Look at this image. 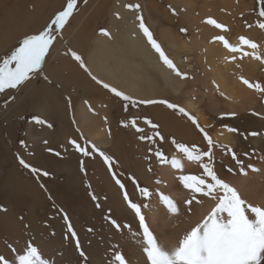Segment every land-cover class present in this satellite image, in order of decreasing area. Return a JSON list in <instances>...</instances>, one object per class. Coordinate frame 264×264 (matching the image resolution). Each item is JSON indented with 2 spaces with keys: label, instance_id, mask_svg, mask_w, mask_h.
Wrapping results in <instances>:
<instances>
[{
  "label": "bare ground",
  "instance_id": "obj_1",
  "mask_svg": "<svg viewBox=\"0 0 264 264\" xmlns=\"http://www.w3.org/2000/svg\"><path fill=\"white\" fill-rule=\"evenodd\" d=\"M129 4L140 5L139 11L127 8L126 5ZM223 6L230 10L235 9L232 0H219L215 3L210 0H152L151 2L150 0H89L80 7V12L72 17L64 29L65 38L56 42L49 60L44 64V70L49 78L61 84L60 92H67L69 86L77 89V92L71 95L72 108L75 111L71 126L68 124L67 100L62 98L60 92H54L39 75L17 90L16 103L8 107L7 112L2 115L4 120L0 122L9 124L11 118H16L22 123L27 116L44 113L56 121L58 128L65 126L68 129L55 135L47 126L48 122L40 126L32 121L31 125L39 131L42 132L41 127H46L51 132L45 131L46 136L51 139L50 146L54 150L52 158L44 153V148L39 145L36 138L32 140L22 137L17 141L15 149L18 155L20 157L23 155L30 161L29 151H32L35 157L31 158L33 161L31 166L36 167L40 173L47 172L53 175L54 179L47 180L41 174L36 180L33 176L23 174L24 177L18 176L16 183L3 180L2 188L10 189L14 196L17 195L15 200H8L5 203L7 211H0L2 217L0 255H4L9 264H18L17 257L23 254L28 242L37 246L43 257L53 261L54 264H119L115 259L117 254L124 256L126 264H149L144 251L146 244L143 229L134 212L123 200L121 189L112 179V172L125 185V190L133 202L148 205L142 207L146 223L158 242L166 248L175 246L183 234L215 203L206 197H198L204 201L202 205L195 202L191 206L185 204L184 201L190 194L179 183L177 177L181 174L200 175L202 169L198 164L184 159L176 147L167 151L171 152L169 161L173 157L182 159L183 173L173 169L170 164L159 163L156 157L151 166L145 162L143 157L150 151L146 149L144 152L145 140L141 141L138 136L145 134L148 129L144 133H137L131 127H124L122 122L130 119L122 120L119 125L113 126L112 133H107L109 112L113 107L110 105L107 110L108 103L98 100L106 110L103 109L104 107H99L94 96L99 92L96 83L78 66V62L66 54L73 47L82 58H86L91 73L94 72L98 79L101 78L121 88L126 95L156 100L168 98L167 96L174 93L185 110L194 114L199 123L212 127L210 117L202 107V104L208 105V114L213 113V118L218 120L213 124L215 127L213 131L216 130L212 133L214 144L227 145L235 149L247 172V175H241L231 155L221 148H214L215 169L218 175L236 187L246 201L254 205L264 204V137L262 135L254 137V145L259 149L260 154L251 157L250 167L245 155L238 151L239 139L234 133L227 131V127L231 126H223L229 114L241 115L243 111L254 110L258 115H248V118L254 123H260L264 133V93L258 97L257 92L249 89L241 80L243 77L250 83L259 82L264 86V70L258 69L254 63H249L244 68L238 67L240 63L236 62L241 54L231 53L223 48L219 41H213V37L222 34L205 21L214 14L216 8ZM60 7V0H0V16L4 17L3 19L7 17L8 22L0 32V52L25 35L40 31ZM237 8L239 9L238 6ZM137 15L142 16L148 23L154 19L162 38L169 45L172 42L173 47H181L188 53L192 52L193 57L194 54L197 55L192 67L195 71L201 72L202 78L199 83L198 80L193 84L176 80L174 73L163 65L145 41L138 27ZM104 19L107 24L102 25ZM171 19L188 26L192 34L190 41L178 44L176 33L170 28ZM104 28L110 33L109 37L99 34L98 30ZM68 40L72 42L70 47L66 44ZM238 41L239 39H235L234 43ZM237 44L239 45V42ZM87 49L89 51L85 52ZM243 50L246 51V48L243 47ZM233 55L237 57L235 60L231 59ZM247 57L252 58V56ZM38 79H41L42 83L39 84ZM198 84L200 88L196 90L194 86ZM166 86L171 87L173 92L167 90ZM86 96L94 97L90 105L82 99ZM155 113L165 117L166 110H161L160 106L155 109L150 105L149 114ZM177 123L182 127V136L186 143H194L202 150H207V143L202 134L195 130V126L187 117L180 119L173 116L169 128L175 130ZM49 124L52 125L51 122ZM138 125L141 128L147 126L143 119L138 120ZM31 129L32 127L28 126V130ZM28 134L29 132H26V135ZM70 140L76 141L84 148L87 142L95 144L97 149L107 152L116 161V169L113 170L112 167V172H109L108 165L97 156V160H94L95 164L92 163L93 165L90 166L95 169L89 175L88 181H82L77 165L73 162L79 152L69 143ZM29 141L33 143L28 146ZM126 145L132 147L128 148ZM11 150L5 142V137L1 135L0 166H5V160L12 165L7 174H15L20 165ZM160 150L164 153V149ZM135 151L141 152L142 158H137ZM149 167L151 171L148 170ZM228 168H232L233 172H228ZM253 168L258 171H253ZM21 171L19 170V173ZM132 178L139 187L148 188L152 195L147 198L142 197ZM157 180L160 181L159 184L156 183ZM48 193L54 198L48 199ZM158 193L169 195L177 202L178 215L167 212L159 200ZM92 195L97 199L93 200ZM15 204L23 210H26L25 207L29 208V216L24 219L18 217L12 207ZM97 204L100 207H97ZM37 210H39L38 217ZM65 214L70 218L78 234L81 250L85 252L87 259L80 257L75 242L67 232V225L63 219ZM110 219H115L121 225L120 230L110 223ZM8 245L16 251H12Z\"/></svg>",
  "mask_w": 264,
  "mask_h": 264
},
{
  "label": "snow or ice",
  "instance_id": "obj_2",
  "mask_svg": "<svg viewBox=\"0 0 264 264\" xmlns=\"http://www.w3.org/2000/svg\"><path fill=\"white\" fill-rule=\"evenodd\" d=\"M87 3V0H84ZM261 10L259 11V17L264 18V0H261ZM77 0H66V6L58 11L50 22L40 31L35 34L25 35L10 54L0 58V93H5L6 90H19V88L26 82L32 80L37 74L42 73L44 70V64L46 63V57L49 56L50 50L54 47L57 41L58 35L62 33L66 24L69 22V18L73 15L74 10L77 8ZM127 8L139 11L140 5H126ZM174 11V10H173ZM136 19L139 21V30L146 38L147 43L158 54L160 61L171 70L177 77L186 78V74L182 73L172 59L166 55L161 45L154 39L152 32L146 27L143 17L137 15ZM209 25H213L217 29L222 31H228L225 25L218 23L215 19L209 18L205 21ZM251 27V25H248ZM257 27L264 30V22L258 23ZM181 32H186V29L181 28ZM103 36L109 37L110 33L107 30H101ZM62 38V36H61ZM213 41H219L225 49L231 53H240L241 58L252 56L254 59L260 60L264 63V58L257 54L259 45L246 38L239 37V45L231 44L224 35H218L213 37ZM246 46L251 49V52L244 51L243 47ZM73 60L78 62L80 68H82L96 84L101 85L108 92L124 101V107L127 109L129 104L136 105H164L168 109L177 112L182 116H186L193 125L201 132L204 141L207 143V150H202L197 145H185L184 143H178L175 138H172L171 143L176 147L182 157L189 162L198 164L202 169L200 175L193 174H181L177 177L183 188L188 190L189 198L184 202L191 206L193 202L202 205L204 201L198 197H206L214 201V206L198 221H196L182 236V238L173 247L166 248L160 244L154 234L150 231L148 224L146 223L145 215L142 213V207H148L147 204L141 205L133 202L128 192L125 190V185L121 183L116 174L112 172V165L116 163L113 158L103 151H100L92 146L91 151L98 152L103 158V161L108 165V171L112 172V179L119 186L123 194V200L127 207L134 212L136 218L139 220L140 227L143 229V238L146 244L144 251L147 254V260L149 264H264V204L254 205L241 197L239 190L225 181L220 175H218L215 169V157L214 148H221L222 151H226L231 155V159L235 161L239 167L241 175H247L244 169L243 161L237 157L236 152L230 146H221L214 144L211 136L202 128L198 120L189 114L183 107H179L177 104L170 103L167 100H140L137 102L131 96L126 95L123 91L118 90L116 87L109 83L103 82L91 73L88 69L82 56L76 51H69L68 53ZM237 57L233 55L232 60ZM44 80L51 83L48 80V76L43 77ZM242 83L247 85L249 89H254L256 92L264 93V86L259 82L250 83L247 79L241 77ZM15 99V97H11ZM87 103V102H86ZM231 116H235L232 113ZM223 118V117H221ZM33 121L36 124L44 125L46 121L39 116H33ZM139 117H133L127 122H122L124 127H131L135 129L137 133H144V128L138 125ZM145 125L153 129L151 135L142 134L138 136L141 141L147 140L155 143V137H159L162 141L164 137L155 131L159 128L157 123L153 120L143 117ZM49 128L51 124H47ZM229 133H240V130L234 127H227ZM247 135L253 137L258 133L250 132ZM247 138V136H245ZM47 143V141H45ZM73 144L77 151L83 156H88L89 151L84 147H81L74 140L69 141ZM151 152V149L149 150ZM59 155V153H57ZM157 161L161 164H170L173 169L183 173L184 164L182 159L173 157L169 161V158L160 150L156 149L154 153ZM247 155V153H245ZM20 164L30 169L35 175L39 172L38 169L33 168L26 163L23 159L20 160ZM83 171V166L81 167ZM151 171V168L148 169ZM253 171L258 169L253 168ZM228 172H233L232 168H228ZM47 176V172L42 173ZM134 184L137 185V191L142 197H150L152 193L146 187H139L138 183L132 178ZM156 183H160L159 180ZM91 194V193H90ZM159 200L163 203L167 212L173 215L179 214V208L177 202L169 195L164 193H158ZM92 199L96 200L97 197L92 195ZM100 207L99 204L96 205ZM0 211H7V209L0 208ZM21 219H23L21 217ZM63 219L67 225V232L70 234V238L75 242V248L79 252L80 257L87 259L86 254L81 250V244L78 238L77 232L74 230L70 218L65 214ZM106 219H109L106 217ZM110 223L120 230L121 225L117 223L115 219H110ZM92 231V229H89ZM67 239V237H66ZM12 251L16 249L8 245ZM115 259L119 264H126L125 258L122 255L117 254ZM18 264H54L53 261L43 257L41 251L33 243L28 242L23 254L17 257ZM0 264H9L8 259L4 255H0Z\"/></svg>",
  "mask_w": 264,
  "mask_h": 264
},
{
  "label": "rangeland",
  "instance_id": "obj_3",
  "mask_svg": "<svg viewBox=\"0 0 264 264\" xmlns=\"http://www.w3.org/2000/svg\"><path fill=\"white\" fill-rule=\"evenodd\" d=\"M89 1V0H87ZM152 0H150L151 2ZM216 1L219 2V0H210V2L215 3ZM235 6L234 10H230L227 9L226 6L223 7H218L215 9L214 14L209 17L212 19H215L218 23L225 25L228 29V31H222L221 29H217L215 28L213 25H211L214 29H216L218 32H220L222 35L225 36V38L233 45H237L238 46V42L234 43L235 39H239V37L243 36L246 37L254 42H256L259 45V48L257 50V54L260 55L262 58H264V30H261L257 27L258 23L260 22H264V18L259 17V11L261 10L262 4H261V0H247L246 2H244L243 0H232ZM61 2V7L59 9L62 10L65 6H66V0H60ZM84 0H77V8L74 10L73 15L69 18V22L72 19L73 16H76V13L79 11L80 12V7L82 5H84ZM237 6L239 7V9L237 8ZM57 13V12H56ZM54 13L49 20L46 22V24L44 25V27L50 22L51 18L54 17V15L56 14ZM172 14H174L173 9H172ZM171 14V17L174 18ZM4 17L0 16V32L3 28L6 27L7 25V17H5V19H3ZM163 18V17H162ZM207 18V19H209ZM175 19V18H174ZM146 27L149 28V30L152 32L154 39H156V41L161 45L162 49L164 50V52L166 53V55H168V57L170 59L173 60V62L175 63V65L177 66V68L182 72L186 74V78H180L176 77V80H180L183 83L185 82H190V84H193L194 81L198 80V83L200 81V79L202 78L201 76V72L200 70H198L197 68H195L197 71L194 70V68L192 67V62L194 63V58L197 56L196 54H194V57L191 55L192 52H187L185 50H183V48L181 47H173V43L170 42V45L162 38V35L160 33L158 24L154 23V19H152L151 23H148L146 20H143ZM187 21L189 22V20L187 19ZM69 22L66 24L65 28L67 27V25L69 24ZM104 24H103V23ZM102 25L107 24L106 19H104L102 21ZM172 23V27H170L175 33H176V41L178 42V44H183L184 42H188L190 41V37H192V34L190 32V29L188 28V26L185 23H181L179 21H175L173 19L170 20V26ZM248 25H251V27H248ZM43 27V28H44ZM42 28V29H43ZM64 28V29H65ZM186 29V32H181L180 29ZM41 29V30H42ZM64 29L62 30V33L60 35H58L57 37V41L56 42H60L63 38H65L64 35ZM101 30H106L104 29H99V34H101ZM254 33V34H252ZM257 33V34H256ZM35 34V33H32ZM62 36V38H61ZM23 38V37H22ZM21 38V39H22ZM19 39L18 41L14 42V44L12 46H10L7 49H4L3 51L0 52V58L10 54L11 50H13L16 46H18V42L21 40ZM146 41V38H145ZM55 42V44H56ZM147 42V41H146ZM54 44V45H55ZM67 46L70 47L72 42L71 41H67L66 42ZM148 44V43H147ZM150 46V45H149ZM151 47V46H150ZM246 48V51L251 52V49H248L246 46H244ZM54 48V47H53ZM53 48L50 50V54L48 57H46V62L49 60L51 54H52V50ZM224 48V47H223ZM152 49V48H151ZM78 50V49H77ZM71 51H75V48L73 47V49H71ZM80 51V50H78ZM89 49H87L85 52H88ZM152 51L155 53V51L152 49ZM81 52V51H80ZM259 52V53H258ZM262 52V53H261ZM157 56L158 54L155 53ZM226 57V56H225ZM193 58V61H192ZM83 60L85 61V64L90 68V66L87 63V60L85 57H83ZM187 63V64H186ZM236 63H240L238 67L240 68H244L245 65L249 64V63H254L256 64V67L258 69H262L264 70V63H261L260 60L254 59L252 58H241L239 56V60ZM191 64V65H190ZM79 66V65H78ZM196 66V65H194ZM93 75H95L97 77V75L92 72ZM39 75V74H37ZM45 75H47L45 73ZM44 75V76H45ZM48 76V75H47ZM41 79H43V77H41ZM38 79L39 84L42 83V80ZM44 80V79H43ZM48 80L51 81V83H49L48 81L44 80L49 87H51L54 92H60L62 90L61 88V84L55 81H52L49 76H48ZM103 82H106L105 80L101 79ZM95 82V81H94ZM108 83V82H106ZM60 84V85H59ZM110 84V83H109ZM111 85V84H110ZM23 86V85H22ZM21 86V87H22ZM101 85L96 84V88L99 90V92L97 94H95L94 96H96L95 98L98 100H102L100 102H106L107 104V110H109V106L111 105V107H113V109H111V111L109 112V119H108V124H107V133H112L113 132V126L114 125H119V123L122 120H126V119H132L133 117H139V118H143V117H147L151 120H153L154 123H157L159 125V128L155 131H159V133L164 137V139L161 141L159 137H155V143H152L150 141L145 140V144L143 147V150L145 152L146 149L150 150L152 152H149L147 155H145L143 157V159L145 160V162L151 166V163L155 157L154 153H155V148L157 149H164V154L169 158L171 155V152H167L170 148L175 147L172 143L171 140L172 138H175V140L178 143H184L185 145L191 146V145H196L194 143H186L183 139V130L182 127L179 125V123H177L175 130H172L169 128L170 122H171V118L173 116H176L180 119H182L183 117L186 116H182L180 114H178L177 112H174L171 109H168L166 106L164 105H152V106H156L158 108V106H160L161 110H166V115L165 117H160L158 116L156 113L155 114H149V106L150 105H144V104H139L137 103L136 105H131L129 104L127 106V109H125L124 107V101H122L120 98L114 96L112 93L108 92L106 89H104ZM113 86V85H112ZM189 86V83H188ZM116 87L118 90L123 91L121 88ZM190 87V86H189ZM194 88L196 90H198L200 88V85L198 84L194 86ZM56 89V90H55ZM167 90H170L171 92L172 89L171 87H167ZM7 92L9 94H7ZM77 92V89H73V87H68L67 92H60L62 94V98H64L65 100H67V110H68V124L69 126H71V122H72V116L75 114V111L72 108V104H73V97H71L72 94H75ZM124 92V91H123ZM17 93V90H6L5 93H0V122H2L4 120L3 118V114L7 112L8 107L10 105H13L14 103H16V98L15 99H11V97H15ZM71 93V94H70ZM21 94H23V91H21ZM158 94V92L156 93ZM263 93H259L257 92V96L261 97ZM99 96V97H98ZM76 97V96H75ZM168 98H162V99H156V100H167L170 103H174L177 104L179 107H183L184 105L181 103L180 99L174 94L171 93L169 96H167ZM92 98H94L93 96H86L84 98H82L85 102H87L89 105L91 103V100H93ZM134 100H136L137 102H139V100H137L136 96L132 97ZM193 98H195L196 100H198L197 97L193 96ZM99 103V101H98ZM141 105V106H140ZM46 107H49L48 105H46ZM99 107H104L103 109L106 110L105 106L103 104L99 103ZM202 107L205 111V113L210 117V126H204L201 123L200 126L202 128H204V130L211 136L212 138V133L215 132L214 130V126L213 124H216L218 122L217 118H213L214 115L213 113H209V108L208 105L202 104ZM185 109V108H184ZM244 113L241 115H237L235 114V116H231V114H229L228 117L225 118L226 122L223 123V126H231L234 128H237L240 130V133H243L244 135H240L237 133H234L236 135V138L239 139V144H238V151L240 154L245 155V153H247V155H245L246 161L247 163H249V166L251 167V163H250V159L251 157L254 155V157H256L257 154H260L259 149L257 148V146L254 145V137L251 135H247L250 132H256L258 133V135H262V137H264V133L262 132V128H261V124L260 123H254L252 121H250V119L248 118V115L252 116L253 114L258 115V113H254V110H252L251 112L247 111H243ZM193 117H195L197 120L198 118L192 114ZM33 116H39L41 119L46 121V124L48 122V124L51 122L52 123V127L50 128V130L55 133V135L57 133H61V132H65L68 131V129L65 126H61L58 128V125H56V121L54 119L49 118L46 114L44 113H36V114H32L30 116L25 117L21 121L19 122L18 119L16 118H11L10 119V123L11 126L9 127L10 123L7 124L6 122H4L3 124L0 123V136L2 135V137H5V142L8 146H10V148L12 149V153L16 155L17 160L20 164V160L23 159L26 163H28L29 165H32L31 163L33 161H31V158L35 157V154L32 151L30 152L29 155V160H27L26 157L19 156L18 153L16 152V144H18V140H20L22 137H28L32 140H34V138L38 139L39 141V145L41 147L44 148V153L48 156H50V158L54 157V150H52L51 148V139L49 137L46 136L45 131L49 132V129H47L46 127H41L40 129L42 130L39 131V129H37L36 127L32 126L31 123L33 121L32 117ZM256 117V116H253ZM189 120V119H188ZM190 121V120H189ZM199 122V121H198ZM45 124V125H46ZM7 125V127H6ZM193 125V124H192ZM28 126H31L32 129L28 130ZM42 126V125H40ZM195 126V125H194ZM11 128V129H10ZM144 128V127H143ZM264 128V127H263ZM10 129V130H9ZM148 129V130H147ZM144 130L146 131V135H151L153 133V129H151L149 126H146L144 128ZM195 130L200 132L196 126H195ZM124 134L127 135V132L125 130H123ZM26 132H29L28 135H26ZM210 132V133H209ZM201 133V132H200ZM245 136H247V138H245ZM213 139V138H212ZM214 140V139H213ZM45 141H47V143H45ZM33 142H28V146L32 145ZM86 147L85 149L89 151V155L88 156H83L79 151L78 156L73 160V162L76 163L77 165V171L81 177L82 181L87 182L89 175L91 174V172L95 169H93L92 166L93 164H95V161L97 160V156L103 160V158L99 155L98 152H93L91 151L92 149V144H90L89 142L86 143ZM95 145V144H94ZM129 145V144H128ZM126 145L128 148L132 147V146H128ZM91 146V147H90ZM235 150V149H234ZM52 151V152H51ZM101 151V150H100ZM104 152V151H103ZM137 152V151H135ZM163 152V151H162ZM236 152V150H235ZM107 155H109L107 152H104ZM237 153V152H236ZM97 155V156H96ZM141 157L142 158V153L141 152H137V158ZM237 157L238 154H237ZM95 158V159H94ZM83 160V161H82ZM85 160V162H84ZM95 160V161H94ZM7 160L4 161L5 166L1 167L0 166V208L6 209L5 203L8 200H15L16 196L13 195V192L10 189H5L2 188V182L3 180L7 179L10 183H16L18 182V176L20 177H24L23 174H25L26 176L28 175L29 177L33 176L34 179H38V177L43 173V172H37L35 175L31 172L30 169H26L24 168L21 164L18 166V169L16 170L15 174L12 173H8L7 171L12 168L11 163H9ZM88 162V163H87ZM93 163V164H92ZM90 164V165H89ZM88 165V166H86ZM22 166V167H21ZM83 166V171L81 170V167ZM33 168H36L34 166H32ZM113 170L116 169V164L112 165ZM89 168V169H88ZM37 169V168H36ZM19 170H22L21 173H19ZM89 170V171H88ZM23 172V173H22ZM31 173V174H30ZM84 174V175H83ZM36 176V177H35ZM53 175H47L45 176V179H54L52 178ZM133 177V176H132ZM86 178V179H85ZM36 179V180H37ZM51 190V189H50ZM52 191V190H51ZM53 192V191H52ZM54 193V192H53ZM51 194V193H50ZM48 193V199L51 200V198L53 199L54 197L52 195H50ZM50 197V198H49ZM88 198H90L89 196H87ZM13 207L14 212L16 213V215L21 216L23 219L25 217L29 216V208L25 207L26 210L24 211L18 204H15ZM18 210H21L22 214L17 212ZM38 211H36V215L38 217ZM27 215V216H26ZM20 217V218H21ZM2 217L0 216V219ZM34 238V235H33Z\"/></svg>",
  "mask_w": 264,
  "mask_h": 264
},
{
  "label": "crops",
  "instance_id": "obj_4",
  "mask_svg": "<svg viewBox=\"0 0 264 264\" xmlns=\"http://www.w3.org/2000/svg\"><path fill=\"white\" fill-rule=\"evenodd\" d=\"M87 67H88V66H87ZM88 69H90V68L88 67ZM45 73H46L45 70H43L42 73H39V76H40V77H44ZM136 99L139 100V101H140V100H145V99H142V98H136ZM154 108L157 109L156 106H154ZM93 145H94V144H93ZM95 146H96V145H95ZM96 156H97V155H96Z\"/></svg>",
  "mask_w": 264,
  "mask_h": 264
}]
</instances>
